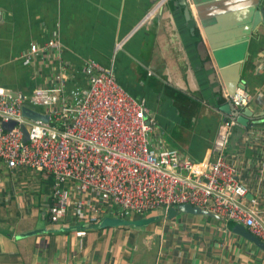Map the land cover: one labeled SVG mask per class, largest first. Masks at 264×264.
Returning a JSON list of instances; mask_svg holds the SVG:
<instances>
[{
  "label": "crops",
  "instance_id": "1",
  "mask_svg": "<svg viewBox=\"0 0 264 264\" xmlns=\"http://www.w3.org/2000/svg\"><path fill=\"white\" fill-rule=\"evenodd\" d=\"M154 1L0 0V85L28 96L40 85L56 83L62 73L54 59L26 65L20 55L32 43L58 38L68 65V98L86 87L84 61L96 60L144 102L155 121L151 142L157 149L177 148L195 161L207 159L219 123L232 112L225 94L242 87L219 78L217 54L232 65L227 77L240 75L253 91L251 110L264 113V0H252L256 6L247 10L241 33L230 23L201 27L191 0ZM256 9L260 23L251 29ZM223 40L228 44L216 45ZM262 126L250 119L236 124L225 149L260 209L264 148L256 131ZM46 179L26 168L9 174L0 161V264H264V250L236 233L239 223L232 220L189 213L169 219L167 210L158 208L121 218H155L142 226L52 223ZM79 228L86 229L81 238L73 233ZM31 231L39 232L27 234Z\"/></svg>",
  "mask_w": 264,
  "mask_h": 264
},
{
  "label": "built area",
  "instance_id": "2",
  "mask_svg": "<svg viewBox=\"0 0 264 264\" xmlns=\"http://www.w3.org/2000/svg\"><path fill=\"white\" fill-rule=\"evenodd\" d=\"M125 39L116 43L115 50ZM20 57L26 65L54 59L62 74L56 83L40 85L28 96L0 85V161L9 174L26 168L53 177L47 207L52 223L93 227L105 217L126 218L189 203L223 222L244 225L264 241V209L225 153L238 124L236 116L223 118L208 158L195 161L180 149H157L152 144L155 121L144 102L96 60L84 61L81 72L86 87L68 98L64 74L68 65L58 38L32 43ZM229 99L241 110L252 95L237 87ZM25 101L47 121L23 116ZM9 121L15 124L6 129L3 123ZM22 126L27 130L26 141ZM256 134L264 148V126ZM247 194L252 197L246 198ZM73 233L81 238L86 229Z\"/></svg>",
  "mask_w": 264,
  "mask_h": 264
},
{
  "label": "water",
  "instance_id": "3",
  "mask_svg": "<svg viewBox=\"0 0 264 264\" xmlns=\"http://www.w3.org/2000/svg\"><path fill=\"white\" fill-rule=\"evenodd\" d=\"M244 0H191V2L195 6V14L197 15V23L201 27L204 25L212 24V25H219L220 27L223 26V24H232L234 28H239L236 32L241 33L243 27H239L245 22V16H248V11L253 5V7L256 6V4H253V1L250 0V2L247 5H239V2H242ZM156 0L153 2L155 3ZM259 3V1H258ZM260 6V4H259ZM251 10V9H250ZM257 10V11H256ZM253 13V18L251 19V25L250 28H255L259 25L260 23V11L256 9ZM142 18V17H141ZM140 18V19H141ZM139 19V20H140ZM235 24V25H234ZM127 27V26H125ZM123 27V28H125ZM203 38L205 39L204 33L202 32ZM216 44V43H215ZM228 44V40H223L219 44L216 45H224ZM216 64H217V74L220 79L222 80H232V82L237 81L236 86H242L246 90H248L250 93H253L252 90L248 89L245 87L244 81L240 79V75L235 76V79L232 77L228 78L226 75V72L231 68L230 63H224L225 58L224 55H218L216 56ZM228 78V79H227ZM229 85V84H228ZM227 95V104L228 106L230 105L231 109V115L236 116L238 125L243 126L247 124L248 119H250L253 124H259L264 122V113H261L259 115V119H253L254 116H259L256 115L255 112L251 110L249 106H246L242 108L241 110L236 109L230 99H229V94ZM31 107V104L28 101H25L23 106H22V114L23 116L33 118V119H42L43 121H47L48 117L39 114L38 112L34 111ZM223 120V119H222ZM14 121H9L7 123H3V126L6 129H9L14 126ZM22 130L24 132V141L28 139V134L27 130L24 126H22ZM212 145V143H211ZM248 198H251L252 195L248 194ZM179 213H189V214H195V215H204L206 217H213L216 219H221L218 215L206 210L202 209L197 206H192L189 203H184L180 204L176 207H170L167 210V218L172 219L175 216H177ZM44 214V213H43ZM155 218L152 217H146L142 219H137V220H125L117 217H105L101 222H100V227H106V226H116V225H134V226H142V225H147L150 222L154 221ZM233 230L238 233L239 235L243 236L244 238L248 239L249 241L253 242L257 247L260 249L264 250V241L261 240L260 238L254 236L251 234L247 228L242 225V224H235L233 226ZM39 231H31L27 234H35Z\"/></svg>",
  "mask_w": 264,
  "mask_h": 264
},
{
  "label": "trees",
  "instance_id": "4",
  "mask_svg": "<svg viewBox=\"0 0 264 264\" xmlns=\"http://www.w3.org/2000/svg\"><path fill=\"white\" fill-rule=\"evenodd\" d=\"M52 179H53L52 176H50V175L47 176L46 182L48 183L49 181H51L50 186L52 184Z\"/></svg>",
  "mask_w": 264,
  "mask_h": 264
},
{
  "label": "rangeland",
  "instance_id": "5",
  "mask_svg": "<svg viewBox=\"0 0 264 264\" xmlns=\"http://www.w3.org/2000/svg\"><path fill=\"white\" fill-rule=\"evenodd\" d=\"M155 210H157V209H155Z\"/></svg>",
  "mask_w": 264,
  "mask_h": 264
}]
</instances>
